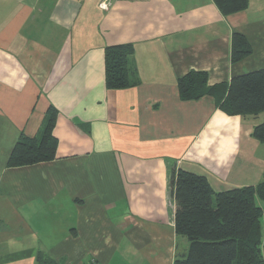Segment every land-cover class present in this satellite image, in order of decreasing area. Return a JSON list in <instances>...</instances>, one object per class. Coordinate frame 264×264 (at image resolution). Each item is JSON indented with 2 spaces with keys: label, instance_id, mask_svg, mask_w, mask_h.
I'll return each instance as SVG.
<instances>
[{
  "label": "crops",
  "instance_id": "crops-1",
  "mask_svg": "<svg viewBox=\"0 0 264 264\" xmlns=\"http://www.w3.org/2000/svg\"><path fill=\"white\" fill-rule=\"evenodd\" d=\"M233 32L252 47L236 64ZM125 44L137 85L107 89L104 51ZM259 69L264 0L227 17L212 0H0V264H173L188 248L174 231V169L215 192L264 181L252 137L264 113L182 101L177 80L228 85ZM49 108L54 159L8 167Z\"/></svg>",
  "mask_w": 264,
  "mask_h": 264
},
{
  "label": "trees",
  "instance_id": "trees-1",
  "mask_svg": "<svg viewBox=\"0 0 264 264\" xmlns=\"http://www.w3.org/2000/svg\"><path fill=\"white\" fill-rule=\"evenodd\" d=\"M223 17L244 11L249 0H212ZM131 44L107 47L104 51L105 85L123 90L137 85L131 65ZM252 55L246 37L231 36L230 59L239 63ZM180 100L214 99L220 111L229 116H258L264 113V69L234 76L229 84L208 86L205 73L190 72L177 80ZM56 110L49 108L40 132L33 138L21 135L8 158L10 168L24 167L54 159L57 140L52 135ZM252 137L264 145V121L253 128ZM175 204L174 231L188 242L184 255L173 264H264V245L260 218L264 202V181L215 192L206 178L183 170L173 171L170 180ZM39 264L54 262L38 257Z\"/></svg>",
  "mask_w": 264,
  "mask_h": 264
},
{
  "label": "rangeland",
  "instance_id": "rangeland-1",
  "mask_svg": "<svg viewBox=\"0 0 264 264\" xmlns=\"http://www.w3.org/2000/svg\"><path fill=\"white\" fill-rule=\"evenodd\" d=\"M102 3L106 4V2H100L99 5H98L99 8H100V4H102ZM107 8H108V6H107ZM256 204H257V206H259L262 209V215H261V218H260V224H261V229H262V242H263V245H264V202L256 199Z\"/></svg>",
  "mask_w": 264,
  "mask_h": 264
},
{
  "label": "built area",
  "instance_id": "built-area-1",
  "mask_svg": "<svg viewBox=\"0 0 264 264\" xmlns=\"http://www.w3.org/2000/svg\"><path fill=\"white\" fill-rule=\"evenodd\" d=\"M100 8L102 10H106L107 9V3L106 4L105 3L100 4Z\"/></svg>",
  "mask_w": 264,
  "mask_h": 264
}]
</instances>
